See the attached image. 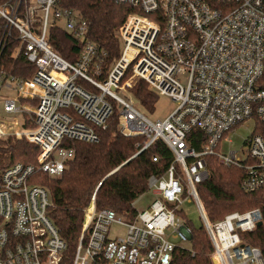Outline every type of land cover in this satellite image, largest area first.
I'll use <instances>...</instances> for the list:
<instances>
[{"label": "built area", "instance_id": "1", "mask_svg": "<svg viewBox=\"0 0 264 264\" xmlns=\"http://www.w3.org/2000/svg\"><path fill=\"white\" fill-rule=\"evenodd\" d=\"M118 1L131 12L117 33L120 57L106 70V54L90 39L80 13L58 8V0L0 6V59L15 30L14 57L36 67L27 79L0 69V86L17 93L4 101L8 118H0V139H23L39 148L36 165L0 170V264L63 263L67 243L48 217L51 195L35 174L61 177L75 156L65 141L97 143V129H106L115 111L121 134L143 139L137 155L161 140L173 160L149 177L156 200L144 211L133 202L132 220L98 210L94 193L71 264H171L177 249L191 246L186 204L200 213L213 264H264L261 250L243 236L258 228L261 211L233 212L212 222L197 189L210 179L206 158L214 157L244 171L245 193L264 190V135L257 133L258 124L264 132V0ZM53 27L82 44L76 63L52 49ZM140 81L176 104L166 119L152 121L142 111L132 91ZM248 120L255 129L240 149L220 153L229 133ZM194 130L205 135L199 151ZM118 227L124 233L113 237Z\"/></svg>", "mask_w": 264, "mask_h": 264}, {"label": "trees", "instance_id": "2", "mask_svg": "<svg viewBox=\"0 0 264 264\" xmlns=\"http://www.w3.org/2000/svg\"><path fill=\"white\" fill-rule=\"evenodd\" d=\"M7 1L0 0V6ZM56 6L80 13L89 23L90 39L106 54L101 63L104 70L119 59L121 45L117 33L131 12L128 5L118 0H58ZM1 34L0 30V36ZM17 35L14 30L0 59V69L3 68L7 74L17 78L27 79L35 74L36 67L22 56L14 57L19 45ZM48 41L63 59L70 63L77 62L82 50L79 40L61 27H53L49 31ZM132 91L144 110L153 111L159 101L157 93L142 81ZM25 126L33 127L29 122ZM97 133V143L65 141V146L73 149L75 156L61 177L35 174L37 184L46 188L51 195L52 204L48 209V217L67 243L62 264H71L83 228L84 210L95 192L98 210L110 209L119 217L132 220L136 210L131 205L148 191L149 177L162 173L173 160L171 150L161 140L137 155L143 139L128 138L121 134L117 111L108 127L97 129ZM257 133L264 135L260 124ZM191 137L195 142L193 147L201 150L200 144L205 135L194 130ZM38 155L39 148L23 139H0V170L17 163L36 165ZM154 157L159 159L157 163L153 162ZM206 162L210 179L198 185L197 189L210 221H220L233 212L245 213L259 209L262 213V225L253 233L243 236L249 245L261 250L264 258V190L253 194L245 193L241 189L245 176L243 170L224 167L214 157H207ZM116 169L118 170L115 171ZM113 171L115 172L111 174ZM100 183L102 184L98 188ZM192 233L190 248L177 249L171 264H213L210 259L213 247L203 225H192Z\"/></svg>", "mask_w": 264, "mask_h": 264}, {"label": "rangeland", "instance_id": "3", "mask_svg": "<svg viewBox=\"0 0 264 264\" xmlns=\"http://www.w3.org/2000/svg\"><path fill=\"white\" fill-rule=\"evenodd\" d=\"M31 5L36 4V0H29ZM52 20V17H51ZM52 23V21L50 22ZM122 96V95H121ZM123 97V96H122ZM7 99L15 100L17 99V93L13 89H8L0 86V118H8V115L4 112V101ZM176 108V104L166 96H159L158 103L154 106L153 111L142 110L148 118L152 121L164 120L166 119ZM255 121L248 120L238 129L231 131L225 141V146L220 150V153H226L229 150H239L242 143L247 139L255 129ZM228 140H231L229 143ZM156 200V197L151 192H146L144 195L140 196L136 200V208L139 211H144L149 208V206ZM184 213L187 215L188 219L192 222L193 226L200 227L203 224V220L200 217L196 206L194 204H186ZM124 230L122 228H115L112 231L113 237L115 235L122 236ZM185 246H189L188 243H184Z\"/></svg>", "mask_w": 264, "mask_h": 264}, {"label": "water", "instance_id": "4", "mask_svg": "<svg viewBox=\"0 0 264 264\" xmlns=\"http://www.w3.org/2000/svg\"><path fill=\"white\" fill-rule=\"evenodd\" d=\"M261 225H262V222H259L258 225H257V227H260Z\"/></svg>", "mask_w": 264, "mask_h": 264}]
</instances>
